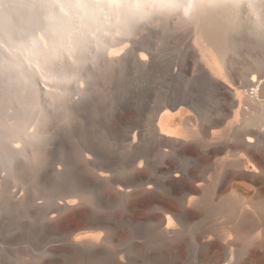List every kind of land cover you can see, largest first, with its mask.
I'll use <instances>...</instances> for the list:
<instances>
[{
    "label": "bare ground",
    "instance_id": "6f19581e",
    "mask_svg": "<svg viewBox=\"0 0 264 264\" xmlns=\"http://www.w3.org/2000/svg\"><path fill=\"white\" fill-rule=\"evenodd\" d=\"M108 2L0 0V169L15 166L16 157L28 148L44 146L42 128H48L54 114L64 118L60 108L82 102L91 83L86 72L98 66L92 64V52L115 71L123 69L127 56L136 58L128 46L114 43L123 24L117 26L103 8L74 7ZM169 2L174 10L160 20L184 18L196 30L206 22H226V27L235 22V31L238 22H248L249 13L252 34L264 36V0ZM194 38V62L185 59L187 66L177 65L170 76L184 78L185 70L193 68L196 81L222 98V117L203 116L192 97L173 96V102L156 110L149 136L126 139L123 161L83 148L79 157L94 178L77 181L68 170L58 171L69 186L67 193L53 207L40 204L39 219L27 217L28 247L19 239L14 251L0 246V264H12V254L16 264H176L186 250L193 264H264V54L239 67L234 42L218 48L201 30ZM162 61L157 50L146 49L139 56L147 73L158 70ZM50 108L54 114L48 118ZM45 152H39L38 160L45 159ZM174 158L189 163L180 167ZM120 162L125 167L113 169ZM237 180L251 186L255 196L243 198ZM13 185L10 180L8 191ZM12 193L0 192V206L12 199L17 210L31 204ZM105 203L133 217L102 216ZM212 208L216 211L210 215ZM67 212L74 213L65 216ZM79 219L83 221L74 227ZM122 224L128 230L150 225L153 239L143 244L135 239L121 248Z\"/></svg>",
    "mask_w": 264,
    "mask_h": 264
},
{
    "label": "rangeland",
    "instance_id": "374dc122",
    "mask_svg": "<svg viewBox=\"0 0 264 264\" xmlns=\"http://www.w3.org/2000/svg\"><path fill=\"white\" fill-rule=\"evenodd\" d=\"M244 13L246 14V12ZM183 19L184 18H182V22H179L176 18L162 20H160V18H155L147 24L131 26L122 25V28H120V36H118V42L114 43H123V45L125 44L128 46L133 53L132 56L136 54V58L130 60L127 56L125 66L120 71L113 70L104 60L97 59L94 52L90 54V56H92V64L96 62L98 66H94L96 70H88V72H86V74L90 76L91 83L89 85L88 94L82 98V102L78 100L80 96H76V100L80 103L78 102L76 106L72 104V108H68V106L66 108H60V110H64V118L61 114H54V108H50L48 118H50V114H54V117L50 120L48 128H42V130H46L47 132H44V146L36 144V146L28 148L24 155L22 154L16 157L18 161L15 163V166H12V163H10L5 169H0V192L5 194L6 191H11L13 192L12 196H15L17 199L22 195L27 200L29 199L28 201H32L29 202L31 204H28V208H23L24 210L16 209L12 203L14 199L4 202V205L0 206L1 247H7L14 251L20 246L15 244V242H20L24 245L23 247H28L29 242L27 239L29 237L28 235H30V231H28L29 229L27 227L28 224L26 225L28 218L31 220L39 219L36 217L41 216L42 211L40 210L41 207L44 206V202H46L45 205L48 206L50 204V206L53 207L61 202V198L64 197L68 191L69 186L67 187V185L63 184L61 177L57 174L58 171L68 170L72 179L77 181L81 179V177L84 180L94 178L86 168L84 170L85 162L79 157L81 150L85 149L87 151V149H91L100 151L104 156H109L107 157L109 158L108 160L112 158V161L114 159L118 162L120 160L123 161L125 158L123 157V147L126 145L125 143H127L126 139H133L134 136L135 138H139L141 133L149 136L151 132L150 127L152 126L156 110L167 102L170 103L173 96L176 98L184 97V95H187L188 98L192 97L195 99L194 102L203 116H211V118L215 119L220 118L222 115V108L225 105L222 98L215 94L213 95L210 89L196 81L197 73L193 68L187 71L185 70L184 78L178 80H173L171 78V72L178 68L177 65L185 64L184 66H187L184 61L185 59L186 61L194 62V37L196 31H204L209 43L218 48L225 45L226 41L234 42L237 46L238 57L236 56V58L240 61L238 62L239 67L243 65L242 63L246 64L253 61L258 58L259 55V57L263 56L261 53L263 52L264 54V36L252 34V30H250V26H252V15H249V13L248 22L244 20L242 26H240V22H238L237 26L239 27L235 31L232 29L233 27L236 28L235 22L232 27L228 24V26H230L228 34L224 32V29L226 30L228 26L226 27V22L222 24V22L219 21L220 18H218V22H220L218 26H216L217 22L216 24H212L214 28L206 22L204 26L200 24L198 30H196L194 24L185 23ZM210 22H212V20H210ZM211 40L213 43L210 42ZM146 49L152 50V52L156 50L159 51L163 60L160 68H158V70H153L151 73H147L143 70L139 63V56ZM94 58H96V60H94ZM179 94L181 96H179ZM102 149L104 150L103 152ZM43 151H46L45 159L40 161V158L38 160L39 152L44 153ZM109 153L112 154V156H110ZM226 155L227 154H224L223 156L225 157ZM89 156L91 157V155ZM174 163L176 165L178 164L180 167H184L188 165L189 161L183 158H174ZM44 164L46 165L44 166ZM116 164L113 166V169H122L125 167L122 162ZM5 176L6 178H4ZM10 180L14 182V185L12 190L8 191V182H10ZM246 185L248 184H245L242 180H237V182H235V187L243 198L248 199L255 196L254 190H251V188L249 189L251 186ZM10 186H12V184H10ZM2 188H4V190H2ZM35 196L36 198H34ZM30 198L32 200H30ZM40 204H42V206H40ZM104 206L100 209L102 214L98 212L102 216L111 218H113L112 216H114V218L133 217L132 213L129 214L128 212H124L120 207L116 208L108 203H105ZM213 210L214 208L210 210V215ZM73 213L74 212H71L69 215V212H67L65 216H71ZM78 213L83 215L84 209L80 208ZM209 218L213 219V217ZM82 221L83 220L80 219L75 220L73 226L77 227ZM19 222L20 224H18ZM128 228V226H123V224L120 225L119 234L123 236L124 239V244L121 248L132 244L135 239L142 244L148 243L153 239L150 225H144L135 229L130 228V230H128ZM13 240L14 242H12ZM238 245L242 247V249L245 247L242 242ZM35 252L38 254L39 250L34 251V253ZM187 252L186 250L184 252V258L181 261H176V264H193L190 259V254ZM15 259L16 258L12 254V264H16Z\"/></svg>",
    "mask_w": 264,
    "mask_h": 264
},
{
    "label": "clouds",
    "instance_id": "9594fccd",
    "mask_svg": "<svg viewBox=\"0 0 264 264\" xmlns=\"http://www.w3.org/2000/svg\"><path fill=\"white\" fill-rule=\"evenodd\" d=\"M77 8H103L113 16L117 26L150 23L155 18L171 14L174 5L169 0H109L105 4L75 5Z\"/></svg>",
    "mask_w": 264,
    "mask_h": 264
},
{
    "label": "snow or ice",
    "instance_id": "6c2138e0",
    "mask_svg": "<svg viewBox=\"0 0 264 264\" xmlns=\"http://www.w3.org/2000/svg\"><path fill=\"white\" fill-rule=\"evenodd\" d=\"M253 79L255 80L256 78L253 77ZM180 175H181L180 172H177V173H176L177 179H179ZM151 186H152V185L150 184L149 187H151ZM171 220H172V217H169V221H170V222H171ZM170 226H171V223H170Z\"/></svg>",
    "mask_w": 264,
    "mask_h": 264
}]
</instances>
